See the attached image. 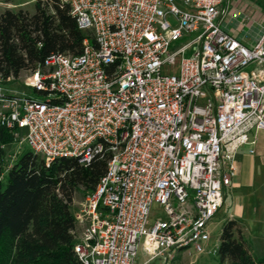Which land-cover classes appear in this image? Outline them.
I'll return each mask as SVG.
<instances>
[{
	"label": "built area",
	"instance_id": "obj_1",
	"mask_svg": "<svg viewBox=\"0 0 264 264\" xmlns=\"http://www.w3.org/2000/svg\"><path fill=\"white\" fill-rule=\"evenodd\" d=\"M224 1L59 0L82 53L28 72L24 87L43 101L0 76V126L24 132L44 166L109 156L74 214L82 264H135L139 247L146 263L205 253L236 153L264 132V27L244 45L226 31ZM152 204L163 216L149 224Z\"/></svg>",
	"mask_w": 264,
	"mask_h": 264
},
{
	"label": "trees",
	"instance_id": "obj_2",
	"mask_svg": "<svg viewBox=\"0 0 264 264\" xmlns=\"http://www.w3.org/2000/svg\"><path fill=\"white\" fill-rule=\"evenodd\" d=\"M34 13L0 12V76L4 84L23 72L42 68L51 55L78 56L85 34L59 0H36ZM14 135L0 126V177L4 147ZM109 156L89 166L60 159L49 167L33 152H24L0 182V264H82L73 251L76 229L71 205L75 193L95 190ZM220 264H264L243 238L239 223L227 221L219 238Z\"/></svg>",
	"mask_w": 264,
	"mask_h": 264
},
{
	"label": "rangeland",
	"instance_id": "obj_3",
	"mask_svg": "<svg viewBox=\"0 0 264 264\" xmlns=\"http://www.w3.org/2000/svg\"><path fill=\"white\" fill-rule=\"evenodd\" d=\"M36 0H0V12L4 10L18 11L24 10L30 14L34 13V4ZM222 11L224 12L223 23L226 31H230L235 38L242 40L244 43H252L255 40L256 35L260 31V27H264V0H225ZM193 36H191L192 38ZM240 37V38H239ZM190 38V39H191ZM188 38L180 43L173 44L171 48L176 49L180 44H184ZM177 66L174 73H177ZM252 70V66L245 68V71L249 73ZM29 73L23 72L14 81H8V83L3 84V88L7 91L17 94H22L30 96L36 100H44V96L36 94L32 89H27L23 85V80L27 78ZM21 132L19 136H16V140L13 144L4 147V158L2 162L3 174L0 177V182H2L3 188L7 184L8 171L11 166L17 162V159L24 153L30 152L29 147L25 141H23V134ZM40 159V158H39ZM87 196L82 191L76 192L71 205V212L74 215L79 209L81 203L84 202ZM224 211L221 209L215 218L212 220L209 226L210 237L206 244V250L204 254L198 255L194 252L182 251L180 252L173 264H220L218 260V248H219V238L221 234V229L223 225L227 222L226 218L223 216ZM162 209L157 204H152L150 216L148 218L149 224L154 223V221L162 218ZM80 231L77 230L74 234L78 235ZM247 242V241H246ZM254 244L250 245L254 256L263 259L264 258V244L258 245L253 240ZM252 247H256V250ZM214 252V253H213ZM149 257L146 255V262H148ZM149 264H164L161 259L155 258L149 261Z\"/></svg>",
	"mask_w": 264,
	"mask_h": 264
},
{
	"label": "crops",
	"instance_id": "obj_4",
	"mask_svg": "<svg viewBox=\"0 0 264 264\" xmlns=\"http://www.w3.org/2000/svg\"><path fill=\"white\" fill-rule=\"evenodd\" d=\"M239 41L246 46L251 44L244 43L242 40ZM249 142H252V144L245 145V147L240 148L236 153L235 159L238 163V176L232 181L230 189L226 191L223 205L219 211L223 209V216L227 221L235 220L239 223L245 241L254 244V240L256 244L263 245L264 132H251L249 134ZM251 151L253 153H250ZM139 248L134 263L149 264L145 261L146 254L143 248ZM252 248L256 250V247Z\"/></svg>",
	"mask_w": 264,
	"mask_h": 264
}]
</instances>
